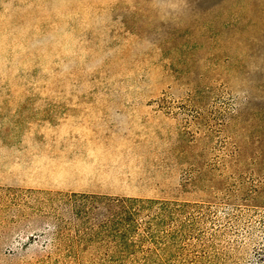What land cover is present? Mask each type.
Segmentation results:
<instances>
[{
  "label": "rangeland",
  "instance_id": "374dc122",
  "mask_svg": "<svg viewBox=\"0 0 264 264\" xmlns=\"http://www.w3.org/2000/svg\"><path fill=\"white\" fill-rule=\"evenodd\" d=\"M0 264H264V0H0Z\"/></svg>",
  "mask_w": 264,
  "mask_h": 264
}]
</instances>
